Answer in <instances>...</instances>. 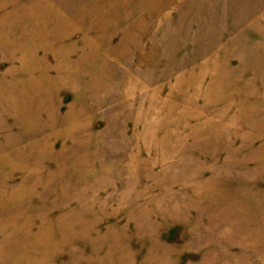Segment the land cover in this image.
<instances>
[{"label": "rangeland", "instance_id": "1", "mask_svg": "<svg viewBox=\"0 0 264 264\" xmlns=\"http://www.w3.org/2000/svg\"><path fill=\"white\" fill-rule=\"evenodd\" d=\"M0 264H264V0H0Z\"/></svg>", "mask_w": 264, "mask_h": 264}]
</instances>
